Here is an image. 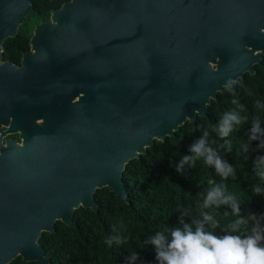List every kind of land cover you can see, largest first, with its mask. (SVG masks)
Masks as SVG:
<instances>
[{"label": "water", "instance_id": "95a60500", "mask_svg": "<svg viewBox=\"0 0 264 264\" xmlns=\"http://www.w3.org/2000/svg\"><path fill=\"white\" fill-rule=\"evenodd\" d=\"M30 9L0 0V264H48L42 232L96 212V189L126 201L123 166L264 55V0H69L1 62Z\"/></svg>", "mask_w": 264, "mask_h": 264}, {"label": "trees", "instance_id": "16d2710c", "mask_svg": "<svg viewBox=\"0 0 264 264\" xmlns=\"http://www.w3.org/2000/svg\"><path fill=\"white\" fill-rule=\"evenodd\" d=\"M68 1L30 0L31 9L17 27L16 35L1 43L2 59L18 62L21 52L29 49L34 26L47 21L50 10H57ZM27 21L31 22L28 30L25 28ZM236 81L234 91L223 89L216 93V99L206 106L205 117L196 116L193 123L184 122L172 136L153 140L143 154L123 166L121 183L127 192L126 201L106 187L96 189L93 193L96 212L79 207L73 212L74 227L56 221L53 233L42 232L37 242L48 258V264H129L130 252H136L140 257L135 264H157L155 249L146 243L147 239L163 227L177 226L184 210L189 213L184 217L186 221L199 219L200 197L197 193H202L211 182L220 180L202 159L196 162L195 168L184 165L181 172L176 171V165L183 156L191 154L190 145L209 124L216 125L224 112L235 107L231 102L233 98L245 105L246 111L241 115H247L248 122L235 126L225 139H220L216 133H211L210 139L217 140L213 146L236 168V179L229 178L226 183L229 191L235 192L240 199L241 215L264 214V193L257 195L252 191L256 185L264 188V181L253 171L255 158L264 155V150L245 153L242 147L247 142L254 149L259 143L248 140L253 117H259L264 128V109L255 107L256 101L264 103V55L252 66V73L245 72ZM7 138L18 141L17 134ZM225 211L231 212L227 206L215 209L221 228L235 219L231 215L224 216ZM251 224L249 221L248 226ZM215 231L223 234L220 229ZM117 236L127 237V241L119 245L113 242L111 246L105 243L106 239ZM8 264L36 262H25L17 256Z\"/></svg>", "mask_w": 264, "mask_h": 264}, {"label": "clouds", "instance_id": "9594fccd", "mask_svg": "<svg viewBox=\"0 0 264 264\" xmlns=\"http://www.w3.org/2000/svg\"><path fill=\"white\" fill-rule=\"evenodd\" d=\"M236 83V80L229 78L223 88L232 92ZM231 102L235 107L224 112L216 125L209 124L203 134L190 145L191 154L183 156L176 165V171L181 172L184 165L195 168L196 162L202 159L204 164L214 169L220 180L211 182L202 193H197L200 197L199 219L186 221L184 217L189 213L184 210L178 218L177 226L163 227L147 239L146 243L155 249L157 264H264V214L258 216L249 213L247 217L241 215L240 199L235 192L229 191L226 183L229 178L236 179V168L213 146L217 140L210 139L211 133L225 139L234 131L235 126L248 122V116L241 115L246 111L245 105L236 98ZM255 107L264 109V103L256 101ZM248 140L259 143L254 149L250 143H244L242 147L245 153L264 150V128L261 127L259 117L251 120ZM253 171L264 181V155L255 158ZM252 191L259 195L264 193V188L256 185ZM221 206L231 210L230 213L225 211L224 216L235 217L223 228L215 213V209ZM249 221L252 222L250 227ZM216 229H220L223 234H217ZM126 241L127 237L117 236L106 239L105 243L111 246L113 242L119 245ZM139 259L138 253L130 252L129 264H135Z\"/></svg>", "mask_w": 264, "mask_h": 264}, {"label": "flooded vegetation", "instance_id": "af4514ba", "mask_svg": "<svg viewBox=\"0 0 264 264\" xmlns=\"http://www.w3.org/2000/svg\"><path fill=\"white\" fill-rule=\"evenodd\" d=\"M65 3H66V2H65ZM62 4H64V3H62ZM62 4H61V5H62ZM58 9H59V8H58ZM51 11H54V10H50V11H49V17H48V20L45 21V22H49V21H50V12H51ZM45 22H40V23H45ZM30 48H31V46H29V49H28L27 51H25V52H21V54H20V58H19L18 62H12L11 60H8V59H2V57H1V62L7 61V62H10V63H12V64H14V65L19 66L20 61H21L22 54H23V53L30 52V51H31ZM1 49H2V48H1ZM1 53H2V50H1ZM7 139H8V138H7ZM4 140H6V139H4Z\"/></svg>", "mask_w": 264, "mask_h": 264}, {"label": "rangeland", "instance_id": "374dc122", "mask_svg": "<svg viewBox=\"0 0 264 264\" xmlns=\"http://www.w3.org/2000/svg\"><path fill=\"white\" fill-rule=\"evenodd\" d=\"M27 22H28V21H27ZM30 26H31V22H28L27 25L25 26L26 30H28V29L30 28ZM32 31H33V30H32ZM32 31H31V34H32ZM7 136H8V135L3 136V137H2V140L7 139Z\"/></svg>", "mask_w": 264, "mask_h": 264}]
</instances>
